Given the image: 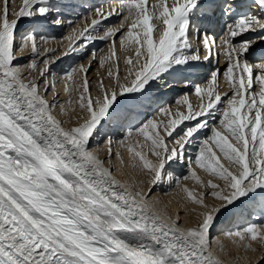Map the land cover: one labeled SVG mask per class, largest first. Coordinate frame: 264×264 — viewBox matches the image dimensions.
I'll use <instances>...</instances> for the list:
<instances>
[{"label":"snow or ice","instance_id":"obj_1","mask_svg":"<svg viewBox=\"0 0 264 264\" xmlns=\"http://www.w3.org/2000/svg\"><path fill=\"white\" fill-rule=\"evenodd\" d=\"M252 3L260 15L238 12L240 6L235 0H220L213 5L211 14L218 9L221 15H231L232 19L225 25L219 44L207 31L199 32L198 40L203 45L204 55L199 47L192 49L189 34L201 16L209 15L206 0H155L154 3L123 0L107 12L96 9V15L105 20L122 15L118 27L108 28L104 36L99 37L112 40L110 54L100 58V65L103 67L107 60L117 57L114 37L119 32L121 50L136 46L133 52L139 69L133 71V56L129 55L126 63L130 66L128 76L133 77L130 85L119 84L117 70L118 86L108 89L101 82V94L93 98L88 80L90 65L72 68L65 77L71 82L65 85V91L79 92L76 104L83 115L77 121L78 126L65 129L52 115L55 105L50 104L41 92V89L44 92L54 89L48 76L52 72L51 65L60 57L38 61L41 51L34 31L23 34L21 42L16 43L23 20H47L55 13L51 23L62 26L65 20L60 8L53 0H22L19 5L15 0H2L0 264H221L212 254L209 239L217 215L224 206L264 194V63H252L248 59L249 49L256 40L264 41V0H252ZM100 22L93 19L91 31L88 27L81 31L73 29L65 37L68 45L63 55L79 52L91 42ZM256 30L261 32L256 39H237ZM154 33L158 35L154 36ZM26 50L31 52L30 62L17 65L16 54ZM46 51L55 52L54 49ZM221 55L227 60L226 70L222 74L218 69L213 71L205 87L194 86L195 95L201 102L199 109H193L188 96L184 95L178 103L187 106L188 115L179 111L173 114L167 107L160 110L161 114L176 117L162 129L172 137V147L165 143L161 125L155 119L127 133V137L143 136L145 143L120 141L132 156V167L151 175L155 183L162 179L169 162L185 159V145L195 142L194 134L209 127L207 121L198 122L181 129L182 134L173 137L180 124L209 115L212 109L222 117L219 127L211 128V136L201 141L195 159L189 161L190 175L178 177L175 182V187L186 194L189 202L203 209L198 213L200 223L184 228L179 217H168L172 220L169 225L148 211L146 204L138 203L131 193L118 190L112 172L89 149V138L124 102L118 101V97L131 99L132 94H143L153 87L167 89L176 83L188 84L187 79L176 81L169 77L186 70L192 62L216 59L218 63ZM93 59H96L95 54ZM25 69L29 70L30 76L35 74L42 79H29L24 75ZM77 74L81 75L78 84L75 81ZM220 75L232 89L231 95L223 94L226 99H222L218 90ZM108 76H113L111 70ZM217 105L222 107L217 108ZM108 143L111 145V139ZM213 145L224 160L237 166L236 171L221 163V155H217ZM108 151L111 153V147ZM196 168L222 181L223 186L213 179H201ZM188 179L197 187L212 191L197 194L182 186ZM209 196L220 201V206L207 204ZM226 235L235 237L237 246L255 251L250 241L264 244V225H251ZM220 250H224L223 244Z\"/></svg>","mask_w":264,"mask_h":264},{"label":"bare ground","instance_id":"obj_2","mask_svg":"<svg viewBox=\"0 0 264 264\" xmlns=\"http://www.w3.org/2000/svg\"><path fill=\"white\" fill-rule=\"evenodd\" d=\"M2 1V0H1ZM54 1L55 0H53V3H54ZM63 1V0H62ZM18 3H15L16 5H19L21 2H22V0H20V1H17ZM56 3H57V1H55ZM150 2H155V0H150ZM170 2H171V0H170ZM65 3V2H64ZM0 4H2V2L0 3ZM113 4H117V3H113ZM66 7H67V5H66ZM77 10V9H76ZM70 11V10H69ZM69 11H65V16L64 17H68V18H70V17H73L74 16V14H72L71 15V13H69ZM78 11H80V10H78ZM60 12H62V11H60ZM71 12V11H70ZM53 14H55V13H53ZM79 15H82V21H81V23H80V26H78L77 27V29H78V31H81V30H83L85 27H88L89 28V30L91 31V22H92V20L93 19H97V20H100L101 22H100V24L97 26V28H101L102 29V31H104V32H106V30L108 29V28H112V27H118L119 26V24H117V25H114V23L115 22H117L120 18H121V16H119V17H117V18H115L113 21H109V18L108 19H102L101 17H96V16H94L93 14H90V16H89V18H84L83 16H84V12L82 11V12H79L78 13ZM77 17V16H76ZM87 17V16H86ZM75 18V17H74ZM84 18V19H83ZM49 20L51 19V18H48ZM53 19V18H52ZM79 19V18H78ZM42 21L43 22H48V23H51L50 21H47V20H40L39 18L37 19V21L36 22H30V21H28V20H23V21H21V24H20V27H19V29H18V33H17V37L19 38L20 37V33H22L23 31H25V30H27L28 29V26H24L27 22H30V23H32V24H34V27H36L35 28V30H34V32L36 33V31H38L43 25H45V23H42ZM74 22H76V21H73V23ZM79 23V22H78ZM36 24V25H35ZM31 25V24H30ZM29 25V26H30ZM73 25V24H72ZM82 25V26H81ZM104 25V26H103ZM111 25V26H110ZM47 26L49 27V29H53V28H50V24H47ZM53 26V25H52ZM158 28L160 27V25H156ZM80 27V28H79ZM54 29H55V27H54ZM74 29V28H73ZM23 30V31H22ZM41 30V29H40ZM97 30V29H96ZM96 30H95V32H96ZM122 31H124L125 29H121ZM22 31V32H21ZM39 32L40 31H38L37 32V34H39ZM98 32V31H97ZM96 32V34H98ZM100 32V31H99ZM101 33V34H98V35H94V39H98V40H95L94 42H93V40L90 42V43H92V44H94L93 46H92V49L94 50L95 49V47H97V46H99V45H101V43H103L104 42V40H101L99 37L101 36V35H103V34H105V33ZM36 34V35H37ZM54 33H53V31L50 33V35H49V37L50 36H52ZM120 35V33L119 34H117L116 35V37L117 36H119ZM158 34L157 33H154V36H157ZM22 36V35H21ZM104 36V35H103ZM119 39H120V37H119ZM119 39H118V42H119ZM43 42V41H42ZM65 46H63V49H62V53H60L59 55H60V57H63L64 55H63V52L67 49V45H68V41L67 40H65ZM54 43V42H53ZM62 43V42H61ZM46 44H51L50 43V40L49 41H47V43ZM58 44H60L59 42H58ZM64 44V43H63ZM47 45V46H48ZM61 45V44H60ZM117 45V44H116ZM118 45H119V43H118ZM62 46V45H61ZM109 46V45H108ZM42 47H44V45H42ZM117 47V46H116ZM54 47H53V45H49V48H44V50H40L41 51V55L40 56H38L37 57V59H40V57L42 58V57H44V56H47L48 55V53H46V50L47 49H53ZM252 48H253V46L249 49V53H248V59H249V61L250 62H252V63H256V64H260V63H264V58L263 59H260L259 61H255L254 59H252L251 58V55H250V52H252ZM40 49H41V47H40ZM121 50V49H120ZM106 52V51H105ZM134 53V52H133ZM17 55V59H16V61H15V63L17 64V65H24V63L26 62V60H27V58H31V52H30V50H26L25 52H23V53H17L16 54ZM58 55V56H59ZM29 56V57H28ZM123 56V55H122ZM128 56V55H127ZM92 57H93V52H92V55H91V57L89 58V60H87V63L86 64H84V63H82V64H84L85 66H88L89 64H92V66H93V62L96 60H93L92 61ZM67 58V57H66ZM61 59L60 60V62H59V64H57V65H55V66H51V68H52V72H58V71H61V72H63V66H64V64H65V62H67V59ZM100 58H101V55H100ZM99 58V59H100ZM122 58V57H121ZM126 58V57H125ZM60 59V58H59ZM90 59H91V61H90ZM141 59V63L143 62V59L142 58H140ZM90 61V62H89ZM97 61V60H96ZM125 61V60H124ZM97 63V62H96ZM100 63V62H99ZM126 63V62H125ZM124 63V64H125ZM94 66H95V64H94ZM133 66V65H132ZM101 67V66H100ZM99 67V68H100ZM226 67H227V63H226V65L225 66H223L222 68H221V71H220V73L222 74L225 70H226ZM127 69V68H126ZM133 69V68H132ZM139 69V66H138V64H136V69H134L135 71L136 70H138ZM133 70V71H134ZM65 71V70H64ZM67 71V70H66ZM254 71L255 72H259L260 70L259 69H254ZM68 72V71H67ZM67 72L66 73H64L63 74V76H62V78H61V80H60V78H59V82L55 85V87H54V92H59V95L57 96V97H59L60 96V99H58V101H57V97H54V92H51L50 93V95L47 97V96H45V98L48 100V102L50 103V104H55V103H60V105L59 106H55L56 107V109H55V107H53L52 108V115L57 119V120H59V121H61L62 122V124H63V126L65 127V129H68V128H71V127H76V126H78V123H77V121H78V119H79V117L81 116V112H79V107H78V105L76 104V100L78 99V97H79V93H74L75 91H73V98H74V95L76 96V98H75V100H73L72 101V103H69V101H71V96L69 95V92H66L65 91V85L66 84H69L70 82L69 81H67L66 80V74H67ZM190 72H192V71H186V70H184V71H182V72H179V73H176L175 74V76L174 77H169V79H178V78H183L184 80L185 79H187V80H189L190 81V83H188V84H181V83H176V84H174V86L173 87H171V88H167V89H160V88H157V87H154L155 89L153 90V92H151V90H149V91H146L145 92V94L147 95V98L150 96V99H151V101L148 103V108H144V113H145V111H148L147 112V114L148 115H151V114H153L154 112V110H151V108H152V105L155 103V102H158V100H157V97L159 96V95H165L166 94V98H165V100L163 101V104H168V105H170V103H168L170 100H169V97H170V95L172 94V93H176V94H179V93H181V92H183V94L181 95V99L180 100H182V98H183V96L184 95H187L188 96V99H189V101L192 103V105H193V109H199V105H200V99H199V97H197L196 95H195V90H194V86L195 85H197V84H199V85H201L202 87H205L207 84H208V82H209V79H207V77L208 76H203V77H200V78H194V77H189V75H192V73H190ZM238 73V72H237ZM24 75L26 76V77H28L29 79H31V78H36L37 79V77L35 76V74H32L31 76L29 75V70L28 69H25V72H24ZM57 75V74H56ZM78 75V74H77ZM77 75H76V77H75V81H76V83H77V81H79L80 79H78L77 78ZM105 75H107L106 73H105ZM128 75V74H127ZM126 75V76H127ZM193 75H195V74H193ZM197 75H201V73H198ZM80 76V75H79ZM100 76H102V73H101V75ZM81 77V76H80ZM42 79V78H41ZM133 78H131V80H132ZM218 80H219V83H218V90L220 91V93H221V95H222V99H226V97H224V93L225 92H227L229 95H231V92H232V89L231 88H229L228 87V84H227V81L224 79V77H223V75H220L219 77H218ZM130 81V80H129ZM124 83V82H123ZM128 83V82H127ZM78 84V83H77ZM181 84V85H180ZM126 85H130V84H126ZM91 86V83L89 84V87ZM104 86H107V88L109 87V85H104ZM112 86H113V84H112ZM112 86H110L111 88H112ZM114 88H115V86H114ZM109 89V88H108ZM160 90V91H159ZM163 90H165V91H163ZM154 91H155V93L156 94H153L154 93ZM177 91V92H176ZM179 91V92H178ZM191 92H194L193 94H192V97H191V95H190V93ZM43 94V93H42ZM92 96V95H91ZM132 96H133V98H131V99H125L124 97H118V101H120V100H122V101H124L123 103H121L120 104V106H119V108L121 107V106H124L125 107V105L127 104L128 105V107H130V106H132L133 107V105H131V104H133V103H135L137 100H138V98H139V94H132ZM155 96V97H154ZM93 98H96L97 96L96 95H94V93H93V96H92ZM154 97V98H153ZM164 98V96L160 99V101L162 102V99ZM173 99L175 98V97H172ZM154 101V102H153ZM146 102V101H145ZM207 97L205 96V99H204V104H205V106L207 105ZM195 104H196V106H195ZM63 106V108H61L60 106ZM166 106V105H165ZM73 107H75L76 108V111L75 112H73L72 111V108ZM159 107H161V105L159 106ZM220 107H222V105H217V108H220ZM119 108H117V110L119 109ZM148 109V110H147ZM149 109H150V112H149ZM169 109L171 110V113H176V112H183L185 115H188V109H187V106L186 105H181V103H180V106H173V107H171V105H170V107H169ZM141 111H143V109H140ZM117 112V111H116ZM139 115H141V112H140V114ZM154 116V115H153ZM216 116V117H215ZM145 118V117H144ZM171 118H176V117H173V116H170L169 115V117H168V120L166 121V123H168L169 122V120L171 119ZM155 119V118H154ZM162 119V118H161ZM220 119H222V117L219 115V113L216 111V109H212L211 110V112H210V114L209 115H206V116H200V117H198L196 120H185L182 124H180L177 128H176V130L173 132V137L178 133V131H180V127H183L184 125H190L191 123L192 124H195V122L196 123H203L204 121H207L208 122V125H209V127L208 128H205V129H203L202 130V132H200V134L198 135V136H195L194 137V139H197L198 137H204V136H206L209 132H210V128L211 127H213V125L212 124H216L217 123V120H220ZM106 120V119H105ZM105 120L104 121H102L101 122V125H99L98 126V128H97V133H99L100 134V137H99V135L97 136L96 135V141L94 140V139H90L89 138V149L91 150V151H93L102 161H104V167L105 168H107V169H109L111 172H112V178L114 179V180H116L117 182H118V185H119V188H118V190L119 191H127V192H129V193H132V195L133 196H135V198H136V200H137V202L138 203H144V204H146L147 206H151V204L154 206H158L157 208H159V210L160 211H162V212H164L165 211V213L166 214H164V213H161V212H159L158 210H156V209H154V208H152V210H150V212H152V213H155L156 215H158L159 217H161L166 223H168L169 225H171V223H172V220H170V219H168V215L169 214H171V216H169V217H172L173 219H175L174 218V215H176V216H178L179 217V219L184 223L183 225H181L182 227H184V228H188V227H196L199 223H200V217H199V215H198V213H200L201 211H203V209H201V208H199L198 206H196V205H194V206H192L193 204L191 203V202H189L187 199H185V198H183L184 197V194L185 193H183L180 189H178L179 191V193H181L180 195L179 194H177V195H179V197H178V199H177V197H176V195H174L175 193H171V194H167V193H164L165 191L167 192V189H168V187H169V189L171 188L170 187V184L168 185V186H163V183H162V181L164 180V179H166V175H167V173H168V171H167V169L171 166V165H173V163L175 162V161H172V162H170V164L168 165H166L165 167V169H164V174H163V176H162V179L161 180H159V181H156L155 183H153L152 182V177H151V175L149 176V177H147V176H144L143 178H141V182H140V179H137L136 177H134L135 178V180L137 179L138 181H132V180H134V179H132V180H130V178H133V176L132 177H130L132 174L134 175V173L136 174V172L139 174H144V173H142V172H140L138 169H136V168H133L131 165L133 164V160H132V156H131V154H129V152L127 151V149H124V156H119V152H121L122 151V144L120 143V141L122 140V137H118L117 135H115L114 136V139L116 140V139H118L119 141H118V143H117V145H119V146H116L115 147V149H113L112 148V152H111V154H109L108 152V141H109V139H112V137L113 136H111L109 139H108V136L106 135V132L105 131H100V128L104 125V122H105ZM135 120H137V118H135L133 121H135ZM156 121H158V120H156ZM160 122V121H159ZM163 124H164V122H162ZM143 124V120H141V122L138 124V126H140V125H142ZM191 124V125H192ZM123 124H120V125H115L116 126V129L117 130H119V128L122 126ZM190 125V126H191ZM196 125V124H195ZM217 127H219V126H217ZM130 130H133V129H129V130H127V131H124V132H126V133H128V131H130ZM208 131V132H207ZM96 132H94V134L96 133ZM101 132V133H100ZM120 132V131H119ZM94 134H93V136L91 137V138H93L94 137ZM168 136L166 135V138H167ZM101 138V139H100ZM168 138H172V137H168ZM129 139V138H128ZM131 139H132V143H135L137 140H139V144H143L142 142V140H140V138H138L137 136H132L131 137ZM107 142H106V141ZM105 141V142H104ZM142 141V142H141ZM103 142H104V144H103ZM129 142V141H128ZM232 143L233 144H235V141H232ZM139 144H136V147L139 149ZM192 147V145H190V146H186L185 145V149H186V154H185V159L182 161V163L186 160L187 161V159L189 160V161H191V160H193V158H190V157H194L195 158V154H193V149L191 148ZM146 150V148L144 149V151ZM195 150V149H194ZM213 150L214 151H216V153H217V155H221L220 153H219V150L218 149H216L215 148V146L213 145ZM145 154H146V152H145ZM189 155V156H188ZM115 156H117V157H115ZM115 157V158H114ZM188 157V158H187ZM112 158H114V159H112ZM149 158H152V157H150L149 156ZM185 161V162H186ZM132 163V164H131ZM188 163V162H187ZM187 163H186V166H187ZM221 163H223L226 167H229L230 168V170H232V171H236L235 169L233 170L229 165H227V164H225V160L223 159V157H222V155H221ZM181 164V163H180ZM115 165V166H114ZM188 166H189V163H188ZM193 167H195L194 165H193ZM114 168V169H113ZM235 168V167H234ZM181 169H184L183 171H185L186 169L185 168H181ZM196 171H197V173H198V175L201 177V179H203V180H205L206 181V179H205V177H204V174L202 173L203 171H201L200 169H198V168H196L195 169ZM186 171H188L189 172V168L186 170ZM189 174H190V172H189ZM206 175V174H205ZM130 177L129 178V180L127 179V177ZM137 176H139V175H137ZM182 176H183V173H182ZM208 177V176H207ZM139 178V177H138ZM208 179H213V182H215V183H217L218 182V180H216V179H214L213 177H211V178H209L208 177ZM191 180V179H190ZM222 182V181H221ZM191 182L188 180V181H186V182H184L183 181V184H182V186H186V187H188V188H190V186H189V184H190ZM194 183V182H193ZM223 184V183H222ZM192 185H195V184H192ZM191 185V186H192ZM127 186V187H126ZM130 188H129V187ZM194 187H196V188H199V187H197L196 185L194 186ZM132 188H134L136 191H132ZM167 188V189H166ZM172 189V188H171ZM154 191H157L156 193H154ZM199 193H202L203 191L204 192H210V191H212V190H209V189H207V190H202V188H199ZM172 192V191H171ZM197 192V191H196ZM198 193V192H197ZM187 200V201H186ZM207 201V200H206ZM238 201H236L233 205H235L236 203H237ZM208 203L210 204V205H216V206H220V204H221V202L220 201H215L214 199H208ZM207 203V204H208ZM154 209V210H153ZM193 209H195L194 211H193ZM223 209H222V211H221V213H219L218 215H217V217L221 214H223ZM216 217V218H217ZM240 229H241V227H239ZM217 229H212L211 231H210V234H209V239H211V236L214 234V235H217L216 237V241H219V244H217L216 243V245H211V248H212V254H213V256L216 258V259H218V260H220L221 261V264H264V254H262V253H259V251L258 252H256L255 251V253H252L251 251L252 250H246V252L244 253V251H243V253H242V246L243 245H240V246H237V243H234V240H235V237H233L234 239H229V237H225V235L223 234V232L221 231V230H218V231H216ZM228 236V235H227ZM250 243L252 244V248H254V247H257V245L259 244V245H262L259 241H250ZM221 244H223V246H224V250L223 251H221L220 250V245ZM262 246H264V245H262ZM260 248H261V246H260ZM235 251H237V252H239L240 253V259H238L237 258V256L235 255V254H233V252L235 253ZM236 258L238 259V260H236Z\"/></svg>","mask_w":264,"mask_h":264},{"label":"rangeland","instance_id":"obj_3","mask_svg":"<svg viewBox=\"0 0 264 264\" xmlns=\"http://www.w3.org/2000/svg\"><path fill=\"white\" fill-rule=\"evenodd\" d=\"M17 1H20V0H15V3H18ZM55 1H57V3H59L60 2V4H59V8H60V11H62L61 12V14H62V16H63V18H64V20H65V23L62 25V26H56V25H54V24H52V23H47V22H43L42 21V23H47V24H51V26H50V28H53V29H49V30H52L53 31V35L52 36H50L49 37V35L48 36H45L44 34H42L41 32H39V34H37V32L38 31H36V34H37V37H38V41H37V43H38V47H39V49H40V47H41V49L40 50H44V48H49V45H53V49L55 50V52H47L46 51V53H48V55L47 56H44V57H40V59H38V61H42V60H44L45 58H48V57H52V56H58L60 53H62V49H63V46H65V37H67L71 32H72V30H73V28L74 29H76L77 31H78V29H77V27L78 26H80V23H81V21H82V15H79V17H77L76 18V16H73V17H70V18H68V17H64L66 14H65V11L67 10V11H69L68 9L70 8V7H68L67 6V8L65 7V3L64 2H67V1H62V0H55ZM55 1H54V3H55ZM2 1L0 0V3H1ZM62 3H63V5H62ZM72 8V7H71ZM70 13V12H69ZM55 16V14H53L52 16H50L49 18H51L50 20L49 19H47V21H50L51 22V20H52V18ZM87 16V17H86ZM89 16H90V14L89 13H86V14H84V18H89ZM75 17V18H74ZM79 18V19H78ZM83 18V19H84ZM38 19V18H37ZM68 21H71V23H69ZM73 21H76V22H74L73 23ZM121 21H122V19H119L116 23H114V25H117V24H120L121 23ZM79 22V23H78ZM31 24V25H30ZM73 24V25H72ZM30 25V26H29ZM53 25V26H52ZM25 27L26 26H28V29L27 30H25V31H23V33L21 34V35H23V34H26V33H28V32H30V31H34L33 29H31L30 27L31 26H34V24H32V23H30V22H27L25 25H24ZM82 26V25H81ZM104 26V25H103ZM111 26V25H110ZM54 27H55V29H54ZM80 28V27H79ZM100 28V27H99ZM99 28H97V30H96V32L98 33V34H101V33H103L104 31H102V30H100ZM21 31V32H22ZM46 31H48V28L46 29ZM100 31V32H99ZM122 31V30H121ZM96 32H94L93 34L96 36V35H98V34H96ZM105 33V32H104ZM117 34H119V32L117 33ZM21 35H20V37H21ZM104 35V34H103ZM103 35H101L100 37H102ZM18 36V35H17ZM20 37L17 39L18 40V42L16 41V43L18 44V43H20L21 41H20ZM43 38V39H40V38ZM119 37H120V35L119 36H117V37H114V39L116 40V46H117V57H114V58H112V59H110V60H107L106 62H105V64H104V66L102 67L101 65H100V55H101V57H107L109 54H110V48L112 47V40H107V41H105L104 40V42L103 43H101V45H99V46H97V47H95V49L93 50L92 49V46L94 45V44H92V43H87V45L83 48V49H81L79 52H69V54L67 55V56H63V57H60V55H59V57H60V59H57L56 61H55V63H53L51 66H55V65H57V64H59V62H60V60L61 59H65L66 57L68 58H66L67 59V62H65V64H64V66H63V69L65 70H63V72H61V71H58V72H51V74L48 76V79H49V82H50V84H52V83H54V85H56L60 80H61V78H62V76H63V74L64 73H66L67 71L69 72L72 68H76V67H78L80 64H82V63H84V64H86L87 63V60H89V58L91 57V55H92V52H93V54H95V56H96V60L95 59H93V57H92V61L93 60H95L94 62H93V66H92V64H89L90 65V67H89V75H88V80H89V84L91 83V86H90V94L93 96V93H94V95H96V96H98V95H100L101 94V89H100V85H101V82H103V85H109V89H112V88H114V86H115V88L118 86V84H117V80H116V74H117V70L119 71V84H130L131 83V78H133V77H129L127 74H128V70H129V65L127 64V63H125L126 62V59H127V57L129 56V55H132L133 56V61H134V63H133V66H131L132 68H133V70L134 69H136V63H135V60L137 59L136 57H135V55H134V53H133V48L134 47H136L135 45H131V46H128L126 49H124V50H120V46L118 45V39H119ZM50 40V43L51 44H46L47 43V41H49ZM95 40H98V39H94L93 40V42L95 41ZM43 41V42H42ZM54 42V43H53ZM58 42L62 45H60V44H58ZM62 42V43H61ZM96 42V41H95ZM64 43V44H63ZM42 45H44V47H42ZM48 45V46H47ZM109 45V46H108ZM106 51V52H105ZM123 55V56H122ZM128 55V56H127ZM29 57V56H28ZM122 57V58H121ZM126 57V58H125ZM125 60V61H124ZM90 61H91V59H90ZM89 61V62H90ZM28 62H30V58H27V60H26V62L24 63V64H26V63H28ZM97 62V63H96ZM125 63V64H124ZM94 64H95V66H94ZM88 65V66H89ZM101 66V67H100ZM139 66V65H138ZM100 67V68H99ZM127 68V69H126ZM67 70V71H66ZM109 70H111L112 71V73H113V76L110 78L109 76H108V72H109ZM67 72V73H68ZM134 72H135V70H134ZM101 73H102V76H100L101 75ZM105 73L107 74V75H105ZM57 74V75H56ZM80 74H78L77 75V78L78 79H80L81 80V75L79 76ZM127 75V76H126ZM37 77V79H41L42 77H38V76H36ZM125 77H127V79H125ZM59 78H60V80H59ZM179 79H183V78H178V79H176V80H179ZM59 80V81H58ZM80 80L79 81H77V83H79L80 82ZM130 80V81H129ZM184 80V79H183ZM124 82V83H123ZM128 82V83H127ZM69 84H71V82L69 83ZM112 84H113V86H112ZM181 84H183V83H181ZM180 84V85H181ZM110 86H112V88L110 87ZM105 88H107V86H104ZM55 90L54 89H52V88H50L49 89V91H47V92H44V90L43 89H41V92L43 93V95L44 96H49L50 95V93L51 92H54ZM160 91V90H159ZM165 91V90H164ZM177 92V91H176ZM179 92V91H178ZM74 93H79L78 91H75ZM73 91H71V92H69V95L71 96L70 98H71V101H73V100H75V98H76V96L74 95V98H73ZM194 92H191L190 93V95H191V97H192V94H193ZM173 94V95H172ZM171 95H170V97H169V102L168 103H170V105H171V107H173V106H180V103H178V101H181L180 99H181V95L183 94V92H181V93H179V94H174V93H172ZM59 95V92H54V97H57ZM164 96V98L162 99V102L161 103H163V101L165 100V98H166V94L165 95H163ZM172 97H175L174 99L172 98ZM58 99H60V96L59 97H57V101H58ZM53 105H57V106H59L60 105V103H55V104H53ZM154 105V104H153ZM164 105V106H163ZM166 105V106H165ZM170 105H168V104H161V107H158V109H156V111L153 113V114H151V115H149V116H147V117H149V118H144L146 121L145 122H147V121H149V120H153L154 118H155V120H158L157 122L158 123H160V125H161V135H163L164 136V138H165V143L166 144H168V146L169 147H172L173 146V143H172V138H166V133H164L163 131H162V129H163V125L166 123V121L168 120V117H169V114L168 113H164V114H161V109H163V108H169L170 107ZM181 105H183V104H181ZM54 106V107H55ZM195 106H196V104H195ZM161 108V109H160ZM55 109H56V107H55ZM79 112H80V109H79ZM175 114V113H174ZM81 115H83L82 113H81ZM148 115V114H147ZM154 115V116H153ZM162 118V119H161ZM166 120V121H165ZM160 121V122H159ZM145 122H143V124L145 123ZM162 122H164V124L162 123ZM142 124V125H143ZM192 124V123H191ZM190 124V125H191ZM195 124H197L196 122H195ZM195 124H192L191 126H195ZM142 125H140V126H138L137 128H139V127H141ZM190 125H184L183 127H180L181 129H185L186 127H188V126H190ZM213 126H219V120L217 121V123L216 124H212ZM137 128H134L133 129V131L135 130V129H137ZM212 128V127H211ZM211 128H210V132L206 135V136H204V137H198L197 139H194L195 140V142L194 143H192V144H190V145H192V149H193V154H195L194 156L196 157V154H197V152L199 151V147H200V143H201V141H203L205 138H207L208 136H211ZM181 129H180V131H178V133H181ZM202 130L203 129H200L198 132H196L195 134H194V137L195 136H198L199 134H200V132H202ZM208 132V131H207ZM199 133V134H198ZM182 134V133H181ZM99 135V134H98ZM97 135V136H98ZM177 135V134H176ZM175 135V136H176ZM174 136V137H175ZM129 138V139H128ZM138 138H140V140H142L141 142L142 143H145V140H144V137L143 136H140V137H138ZM122 140H124L126 143H128V141L129 142H131L132 141V139H131V137H127V135L126 136H124V137H122ZM106 141V140H105ZM104 141V142H105ZM104 142H103V144H104ZM107 142V141H106ZM190 145H186V146H190ZM116 146H119V145H116ZM124 149H126V147L123 145L122 146V151L121 152H119L118 154H119V156H124ZM195 149V150H194ZM145 152H146V154H147V148H146V150H145ZM130 154V153H129ZM186 154V153H185ZM189 156V155H188ZM115 157H117V156H115ZM114 157V158H115ZM186 157V156H185ZM114 158H112V159H114ZM188 158V157H187ZM190 158H193V160L195 159L194 157H190ZM186 161V160H185ZM183 162L182 163V161H180V162H177V161H175L174 163H173V165H171L168 169H167V171H168V173H167V175H166V179H164L163 181H162V183H163V186H168L169 184H170V187L172 188H170L169 189V187H168V189H167V192L165 191L164 193H169V194H171V193H175L174 195H176V197H177V199H178V197H179V195L181 194V193H179L178 191V188H176L175 187V182H176V179L178 178V177H184V176H189L190 174H189V172L188 171H186L188 168H189V166H188V163H189V160L187 159V161L186 162ZM172 162V161H171ZM188 162V163H187ZM181 163V164H180ZM186 163H187V166H186ZM132 164V163H131ZM169 164H170V162H169ZM168 164V165H169ZM225 164H227V165H229L233 170L235 169H237V166H235V165H231V164H229V162L228 161H226L225 160ZM115 166V165H114ZM132 166V165H131ZM235 167V168H234ZM166 168V167H165ZM181 168H185L186 170L185 171H183L184 169H181ZM114 169V168H113ZM199 169V168H198ZM201 170V169H200ZM202 171V170H201ZM182 173H183V176H182ZM203 174H204V177H205V179L206 180H208V177L209 178H211V176H209L208 174H206V173H204V172H202ZM206 174V175H205ZM137 175H139V176H137ZM147 176V177H149L150 175H145V174H138L137 172H136V174L134 173V175L132 174L130 177H132L133 176V178H130L129 176L127 177V179L129 180V178H130V180H132V179H134V180H132V181H138L137 179H140V182H141V178H143L144 176ZM169 176H171L172 177V179L171 180H169L168 179V177ZM208 176V177H207ZM134 177H136L137 179L135 180V178ZM139 177V178H138ZM141 177V178H140ZM129 180V181H130ZM191 183L189 184V186H190V188L189 189H192L195 193H197V194H199V188H196V187H194L195 185H192V184H195V182L193 181V180H190V179H188ZM188 180H184V182H186V181H188ZM194 182V183H193ZM218 184H221V186H223V182H221V181H219L218 180V182H217ZM192 185V186H191ZM202 190H204V189H202ZM209 190H211V189H209ZM172 191V192H171ZM197 191V192H196ZM157 191H154V193H156ZM204 192V191H203ZM211 192V191H210ZM179 194V195H177V194ZM183 198H185V199H187V197H186V194H184V197ZM213 199L211 196H209L208 198H207V201H206V203H208V199ZM187 201V200H186ZM216 201V200H215ZM209 204V203H208ZM211 204V203H210ZM209 204V205H210ZM192 206H194V205H192ZM195 207V206H194ZM251 226V225H250ZM244 228H246V226L245 227H241V229L240 230H243ZM216 231H218V230H216ZM235 231H237L236 229H235ZM235 231H229V232H224L223 234L225 235V237H229V236H227L226 234L227 233H231V232H235ZM229 239H234L233 237H229ZM236 239V238H235ZM262 245H264V244H262ZM262 245H257V247H254L253 249H255V251L256 252H258L259 251V253H262V254H264V246H262ZM260 246H261V248H260ZM246 248L244 247V246H242V253H243V251H244V253L246 252V250H248V249H246ZM250 251V250H249ZM255 251H251L252 253H255ZM233 254H235L236 256H237V258L238 259H240V253L239 252H237V251H235V253L233 252ZM236 258V260H238ZM242 264V263H241Z\"/></svg>","mask_w":264,"mask_h":264}]
</instances>
